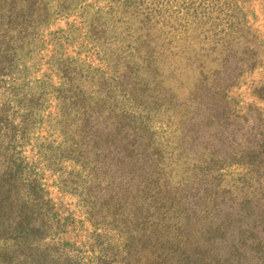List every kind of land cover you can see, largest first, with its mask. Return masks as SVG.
I'll use <instances>...</instances> for the list:
<instances>
[{
  "label": "rangeland",
  "instance_id": "rangeland-1",
  "mask_svg": "<svg viewBox=\"0 0 264 264\" xmlns=\"http://www.w3.org/2000/svg\"><path fill=\"white\" fill-rule=\"evenodd\" d=\"M245 4L229 19L209 12L204 30L201 10L192 11L187 41L178 28L177 50L162 60L178 70L155 63L130 79L143 90L129 106L141 139L104 121L88 136L78 119L51 127V102L40 117L14 120L25 128L14 161L53 207L47 219L66 226L49 231L52 241L39 217L2 204L0 264H264V0ZM221 16L232 45L207 53L222 39ZM48 40L44 33L28 62L31 84L47 72ZM0 82L1 105L10 78Z\"/></svg>",
  "mask_w": 264,
  "mask_h": 264
},
{
  "label": "trees",
  "instance_id": "trees-1",
  "mask_svg": "<svg viewBox=\"0 0 264 264\" xmlns=\"http://www.w3.org/2000/svg\"><path fill=\"white\" fill-rule=\"evenodd\" d=\"M247 1L0 0V30L4 29L0 41V78H10L7 97L0 105V166L5 167L0 169V206L19 203L25 213L39 217L46 227L43 233L53 236L51 240L55 241L56 235H49V231L64 229L66 219L61 224L47 219L46 213L53 212V207L43 202L42 190L26 167L14 161L21 148L18 142L25 133L22 126L17 130L20 126L13 125L14 120L19 118V125H23L37 115L40 117L51 102L52 110L47 117L51 127L63 128L65 122L74 123L78 119L82 124L79 130L87 135L92 124L104 121L105 125L126 129L127 137L141 139L133 127L138 118L129 113V106L137 103L143 90L134 88V82L129 84L130 79L155 72L152 67L155 63L164 68L162 60L177 50V29H181L184 41L188 39L192 11L201 10L198 25L204 30L206 21L199 22L209 12L219 11L229 19L231 15L227 12L243 9ZM225 19L215 18L221 24L222 39L216 38L205 52L231 47L234 33ZM60 22L65 27L49 31ZM44 33L51 47L46 61L48 69L43 80L31 84L32 68L28 62ZM255 46L256 51L261 50V39L256 37ZM96 60L98 67L93 66ZM122 63L127 71H120ZM146 63L149 72L143 73ZM164 70L174 73L178 69ZM53 77L58 79L57 84L51 83ZM121 78L127 83L124 96ZM111 85H117L116 92ZM259 92L264 101V84ZM4 185L9 188L8 193L2 190ZM60 232L63 230L57 233Z\"/></svg>",
  "mask_w": 264,
  "mask_h": 264
}]
</instances>
